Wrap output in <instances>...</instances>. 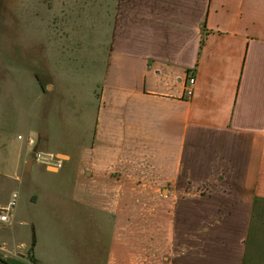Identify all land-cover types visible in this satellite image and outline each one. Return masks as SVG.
<instances>
[{"label":"crops","instance_id":"obj_1","mask_svg":"<svg viewBox=\"0 0 264 264\" xmlns=\"http://www.w3.org/2000/svg\"><path fill=\"white\" fill-rule=\"evenodd\" d=\"M106 8L83 105L0 56V256L55 264L73 232L83 264H264V0Z\"/></svg>","mask_w":264,"mask_h":264},{"label":"rangeland","instance_id":"obj_2","mask_svg":"<svg viewBox=\"0 0 264 264\" xmlns=\"http://www.w3.org/2000/svg\"><path fill=\"white\" fill-rule=\"evenodd\" d=\"M108 3L109 0H0V38L6 39L0 42V56L10 58L13 69L27 68L44 90L50 87L48 91L55 92L59 100H76V104L83 105L91 88H95L96 97L100 91L101 73L97 67L102 64L100 51L110 36L112 19ZM24 178L45 179L32 174H24ZM56 236L61 261L55 264H83L82 235L69 232ZM95 246L93 238V250ZM88 249L89 241L87 253ZM99 261L101 258L94 253L92 264Z\"/></svg>","mask_w":264,"mask_h":264},{"label":"built area","instance_id":"obj_3","mask_svg":"<svg viewBox=\"0 0 264 264\" xmlns=\"http://www.w3.org/2000/svg\"><path fill=\"white\" fill-rule=\"evenodd\" d=\"M195 83H196V79L193 76H190L188 78V82H187V86H186V94L188 97H192V95L194 93ZM19 139H23V137L19 136ZM26 140L30 145L35 144V140L32 137H28ZM34 160L37 163H40L43 165H54L55 163L58 162L56 155L51 154V153H43V152H36L34 154ZM16 199H17V195L14 194L9 208L4 209L3 213L0 212V221H2V222H8L9 221L10 216H11L10 213H11L12 209L16 206Z\"/></svg>","mask_w":264,"mask_h":264},{"label":"trees","instance_id":"obj_4","mask_svg":"<svg viewBox=\"0 0 264 264\" xmlns=\"http://www.w3.org/2000/svg\"><path fill=\"white\" fill-rule=\"evenodd\" d=\"M0 264H12V263L7 259L3 258L2 256H0Z\"/></svg>","mask_w":264,"mask_h":264}]
</instances>
